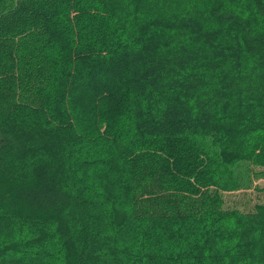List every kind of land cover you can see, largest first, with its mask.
Listing matches in <instances>:
<instances>
[{
    "label": "trees",
    "instance_id": "trees-1",
    "mask_svg": "<svg viewBox=\"0 0 264 264\" xmlns=\"http://www.w3.org/2000/svg\"><path fill=\"white\" fill-rule=\"evenodd\" d=\"M264 0H0V264H264Z\"/></svg>",
    "mask_w": 264,
    "mask_h": 264
},
{
    "label": "rangeland",
    "instance_id": "rangeland-1",
    "mask_svg": "<svg viewBox=\"0 0 264 264\" xmlns=\"http://www.w3.org/2000/svg\"><path fill=\"white\" fill-rule=\"evenodd\" d=\"M249 169V178L251 180L249 189L222 194L224 208L249 211L255 204L264 203V177H257L254 175V173L260 171L261 168L251 167Z\"/></svg>",
    "mask_w": 264,
    "mask_h": 264
}]
</instances>
